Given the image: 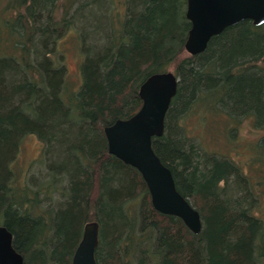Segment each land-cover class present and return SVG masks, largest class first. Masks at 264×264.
<instances>
[{"label":"trees","instance_id":"trees-1","mask_svg":"<svg viewBox=\"0 0 264 264\" xmlns=\"http://www.w3.org/2000/svg\"><path fill=\"white\" fill-rule=\"evenodd\" d=\"M61 2L0 3V224L24 264H71L90 221L100 225L97 264H264V218L253 210L250 178L177 125L223 115L264 128V25L241 21L194 56L185 49L187 0H124L122 14L115 0ZM87 7L81 83L70 86L56 44ZM164 71L180 78L179 89L152 147L201 214L199 234L154 209L141 173L109 153L104 135L141 108V83ZM28 135L43 144L44 170L22 180L13 163ZM259 149L264 163V140Z\"/></svg>","mask_w":264,"mask_h":264},{"label":"water","instance_id":"water-1","mask_svg":"<svg viewBox=\"0 0 264 264\" xmlns=\"http://www.w3.org/2000/svg\"><path fill=\"white\" fill-rule=\"evenodd\" d=\"M186 18L191 22L185 49L196 56L204 52L211 38L241 21L264 25V0H187ZM180 78L171 71L153 73L141 83V108L130 118L104 128L109 153L136 168L146 181L151 204L164 215L183 220L192 233L202 231V218L193 204L177 190L173 172L162 162L153 146L154 137H162L168 110L178 92ZM71 264H97L96 250L100 225L90 221L83 228ZM0 264H24V256L14 247L13 233L0 224Z\"/></svg>","mask_w":264,"mask_h":264},{"label":"rangeland","instance_id":"rangeland-1","mask_svg":"<svg viewBox=\"0 0 264 264\" xmlns=\"http://www.w3.org/2000/svg\"><path fill=\"white\" fill-rule=\"evenodd\" d=\"M6 0H2L0 3L4 4ZM64 3L65 0H60ZM81 1V0H80ZM85 1V0H83ZM124 0H115L113 5L114 13L122 14V3ZM106 10L109 9L108 3L103 7ZM91 8L87 7L84 11L86 17L82 14L76 15L78 21L76 23H70V27L65 31L62 37L56 44L57 54L56 57H60L63 54V58L60 61L65 64L67 70V82L70 86H78L80 81V64L83 60L78 47L80 39L81 22L87 26L93 23L92 14L89 13ZM74 9L71 10V12ZM95 15L100 16V12L97 8H94ZM63 15L62 9L58 10V16ZM88 20H92L89 22ZM87 21V22H86ZM103 22V21H102ZM95 23V22H94ZM96 24V23H95ZM92 42L90 39L89 42ZM80 46V45H79ZM240 117L244 115L245 109H241ZM261 119V117H260ZM262 120H257V123H261ZM177 125L181 128L180 131L185 133L186 136H192L199 142L206 144L209 151L217 152L220 155L230 156L238 165L242 166V169L246 176H248L255 187L258 202L253 209L256 214L261 218H264V163L261 162V149H259V143L264 140V128L256 127L253 119L245 117V119L239 122H232L228 120L226 116H211L207 119V123H204L201 117L188 116L177 120ZM185 131V132H184ZM195 139V140H196ZM18 156L14 161V169L23 177L30 176L32 173L40 175L44 168L39 165V160L43 155V144L37 140L34 136L28 135L23 139L18 150ZM41 171V172H39Z\"/></svg>","mask_w":264,"mask_h":264}]
</instances>
